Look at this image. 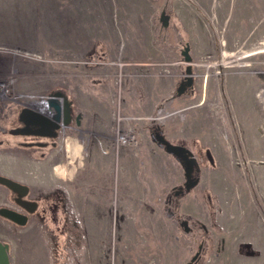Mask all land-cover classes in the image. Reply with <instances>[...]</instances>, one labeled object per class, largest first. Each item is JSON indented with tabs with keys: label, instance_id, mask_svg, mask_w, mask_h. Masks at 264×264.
Here are the masks:
<instances>
[{
	"label": "rangeland",
	"instance_id": "rangeland-1",
	"mask_svg": "<svg viewBox=\"0 0 264 264\" xmlns=\"http://www.w3.org/2000/svg\"><path fill=\"white\" fill-rule=\"evenodd\" d=\"M262 41L264 0H0V173L53 205L25 226L0 216L11 263L185 264L200 251L194 264H264ZM189 64L195 84L178 96ZM57 90L85 123L56 146L21 145L17 110ZM128 130L135 141L118 144ZM159 130L195 153L192 190L176 195L185 170Z\"/></svg>",
	"mask_w": 264,
	"mask_h": 264
},
{
	"label": "water",
	"instance_id": "water-1",
	"mask_svg": "<svg viewBox=\"0 0 264 264\" xmlns=\"http://www.w3.org/2000/svg\"><path fill=\"white\" fill-rule=\"evenodd\" d=\"M160 20L164 27L169 25L170 15L167 14L166 10L161 13ZM191 46L189 43L186 44L183 54L187 62L192 61ZM195 84V76L193 73V67L189 64L186 68V74L183 80L180 82L177 88V95L181 96L187 91L191 90ZM46 102L48 114L37 110L31 106H24L19 113V120L24 124L21 129H16L15 134H33L48 138H58L62 126H69L72 123V102L69 96L63 91L57 90L53 92L45 101L39 102L43 105ZM45 108V106H44ZM77 124L80 125V115H77ZM32 131H28V130ZM154 140L163 147L169 154L175 156L183 165L185 170L186 182L184 187H180L176 191V195L182 194L186 191H190L195 188L199 183V177L195 176V171L198 170L199 161L195 156V153L187 146L171 142L160 130L154 134ZM56 146L57 141L51 143ZM29 146H48V142H36L27 143ZM210 161L214 163L211 152L207 151ZM0 184L10 188L12 191L17 192L19 196H25L29 192V186L23 184L15 179L0 175ZM32 204L31 207L28 205ZM21 205L26 207L29 213H34L37 210L38 203L28 200H22ZM0 215L10 219L19 225H26L29 216L19 211L8 207L0 208ZM187 220L182 221V225L186 231H190ZM200 257V251H198L190 261L185 264H194ZM0 264H12L10 257V244L7 242L0 241Z\"/></svg>",
	"mask_w": 264,
	"mask_h": 264
},
{
	"label": "flooded vegetation",
	"instance_id": "flooded-vegetation-1",
	"mask_svg": "<svg viewBox=\"0 0 264 264\" xmlns=\"http://www.w3.org/2000/svg\"><path fill=\"white\" fill-rule=\"evenodd\" d=\"M261 43H264V41H262ZM47 98H44L43 100L45 101ZM39 102H41V101L35 102L34 104L24 103L23 106L20 109H18L17 112H16V118L14 119V121H15L14 126L9 129V132L10 133L14 134L15 136H19V137H22L23 138V140H20L19 141L20 144L23 145V146L33 147V146H36V145L29 146V145H27V143H36V142H48L49 144H51V143L57 141V139H58V138L42 137V136L33 135V134L25 135V134H15L14 133V131L16 129H21L22 127H24V124L19 120V113H20L21 109L25 105L26 106H31V107H33V108H35L37 110H41L42 112L48 114V111H47L48 109L46 107L44 108L43 105H40ZM73 114L74 113H72V118L76 120V124H77V115L75 116ZM73 119H72V121H73ZM62 127L63 128L60 130V132L63 129H65L66 127H68V126H62ZM3 131H6V130H3ZM28 131H32V130L29 129ZM4 142H5V140H0V145H3ZM0 175H3V176H6V177H9V178L14 179L13 177H11L9 175H6V174H3V173H0ZM23 184H26V183H23ZM0 186H2L4 189H6V192L8 193L7 196L10 197V199L12 200V204H5L3 206H0V208H2V207H8V208L14 209L16 211H19V212H21V213H23L25 215H28L29 216V220H30L32 214H39L41 212H44L45 213V212H47L49 210L48 208H50L51 206H53V205H49L48 202L46 201V199H45L46 202L45 201L40 202L41 200H40L39 197H37V198L33 197L32 196V189H31V187L29 185H28L29 186V192L25 196H19V194L17 192L12 191L10 188H8V187H6L4 185H1L0 184ZM24 199L25 200H28V201H32V202H37L38 203L36 212L29 213V211L27 210V208L21 205V201L24 200ZM52 204H54V206L57 207V203H52ZM28 206L31 207L32 204H29ZM0 216L3 217L8 222L14 224V225H17V226H25V225H19L18 223L14 222V221H12L10 219H7L6 217H4L2 215H0ZM29 220H28L27 224L29 223ZM0 241H2V240H0ZM3 242H5V241H3Z\"/></svg>",
	"mask_w": 264,
	"mask_h": 264
},
{
	"label": "built area",
	"instance_id": "built-area-1",
	"mask_svg": "<svg viewBox=\"0 0 264 264\" xmlns=\"http://www.w3.org/2000/svg\"><path fill=\"white\" fill-rule=\"evenodd\" d=\"M4 84L5 83L0 82V87H4ZM135 139V134L132 132V130H128L125 132L119 131L116 136V141L120 145L130 144L131 142L135 141Z\"/></svg>",
	"mask_w": 264,
	"mask_h": 264
},
{
	"label": "crops",
	"instance_id": "crops-1",
	"mask_svg": "<svg viewBox=\"0 0 264 264\" xmlns=\"http://www.w3.org/2000/svg\"><path fill=\"white\" fill-rule=\"evenodd\" d=\"M16 112V111H15ZM78 115H80V125L77 124L78 127H81L85 121H86V116L83 114V112H78ZM167 152V151H166ZM168 153V152H167ZM169 154V153H168ZM171 155V154H170Z\"/></svg>",
	"mask_w": 264,
	"mask_h": 264
},
{
	"label": "bare ground",
	"instance_id": "bare-ground-1",
	"mask_svg": "<svg viewBox=\"0 0 264 264\" xmlns=\"http://www.w3.org/2000/svg\"><path fill=\"white\" fill-rule=\"evenodd\" d=\"M43 106L47 107L46 102L43 104ZM48 111V110H47Z\"/></svg>",
	"mask_w": 264,
	"mask_h": 264
}]
</instances>
